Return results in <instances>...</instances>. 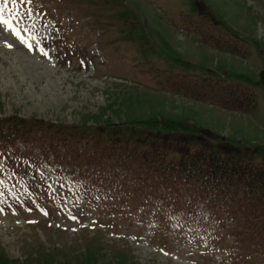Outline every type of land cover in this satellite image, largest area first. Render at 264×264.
<instances>
[{"label": "rangeland", "instance_id": "rangeland-1", "mask_svg": "<svg viewBox=\"0 0 264 264\" xmlns=\"http://www.w3.org/2000/svg\"><path fill=\"white\" fill-rule=\"evenodd\" d=\"M9 10L33 49L0 24V264H264V231L176 207L164 188L125 192L115 162L97 187L88 157L63 156L66 137L81 151L118 141L176 161L202 145L264 164V0H9ZM187 15L207 16L249 56L204 43ZM172 73L247 86L258 110L177 95Z\"/></svg>", "mask_w": 264, "mask_h": 264}, {"label": "trees", "instance_id": "trees-1", "mask_svg": "<svg viewBox=\"0 0 264 264\" xmlns=\"http://www.w3.org/2000/svg\"><path fill=\"white\" fill-rule=\"evenodd\" d=\"M185 21L196 24L204 43L223 52L244 58L249 56L245 47L229 38L226 31L207 16L195 20L187 15ZM168 82L174 93L199 102L241 113L258 110L256 93L244 85H228L175 73L168 76ZM63 139L67 143L64 157L78 160L82 158L80 155L88 157L89 165H93L88 173L98 181L95 184L97 187L112 171L107 169L104 172L101 168L113 167L110 164L115 162L126 169L125 180L131 181L119 184L125 192L155 198L164 188L167 191L166 201L176 207L203 205L215 217L230 221L235 226L245 227L257 234L264 231V164L245 161L222 150H209L202 145L194 151H183L176 161H171L167 159V153L158 147L142 154L137 148L133 152L127 150L118 141H95L91 144L86 142L85 146L89 148L81 151L72 148L66 137ZM107 160H110L109 163ZM104 184L106 188L110 185L107 182Z\"/></svg>", "mask_w": 264, "mask_h": 264}, {"label": "snow or ice", "instance_id": "snow-or-ice-1", "mask_svg": "<svg viewBox=\"0 0 264 264\" xmlns=\"http://www.w3.org/2000/svg\"><path fill=\"white\" fill-rule=\"evenodd\" d=\"M29 2H30V0H29ZM8 3H9V0H0V24L5 25L7 27V29L11 30V32L14 33L15 36L18 37L21 42L25 43L30 50L33 49V44L28 39H25V37L22 35V32L20 29H17L14 26V24H13L14 17H12V15H11V10H9V16L7 18L5 17L4 13H5V10L8 8ZM16 3H17V0H11V4L13 5V9L15 8ZM7 46L12 47V45H10V44ZM40 50H41V52H44L43 48H41ZM44 54L47 55V53H44ZM71 218L76 219L75 216H73Z\"/></svg>", "mask_w": 264, "mask_h": 264}]
</instances>
